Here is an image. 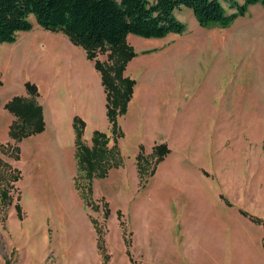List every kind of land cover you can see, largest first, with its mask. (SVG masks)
Here are the masks:
<instances>
[{
  "label": "rangeland",
  "instance_id": "obj_1",
  "mask_svg": "<svg viewBox=\"0 0 264 264\" xmlns=\"http://www.w3.org/2000/svg\"><path fill=\"white\" fill-rule=\"evenodd\" d=\"M220 1L227 14L236 12L233 1L244 3ZM176 15L186 25L181 35L128 37L137 56L126 71L137 78L124 75L137 90L127 110L134 99L133 112L122 124L127 113L119 117L124 140L112 137L95 87L99 79L103 85L96 60L108 63V53L89 59L66 33L42 28L34 15L30 31L0 45V160L21 173L13 182L3 170L0 185L13 202L2 207L0 264H104L93 221L105 235L108 264H264V225L252 220L264 222V7L251 5L227 27H202L186 9ZM27 84L37 89L45 130L39 98L55 94L71 108L79 90L90 87L91 118L76 116L93 130L84 142L92 147L95 131L109 135L121 167L90 184L66 119L55 140L12 139L17 119L6 105L29 99ZM155 141L170 149L158 164Z\"/></svg>",
  "mask_w": 264,
  "mask_h": 264
},
{
  "label": "trees",
  "instance_id": "obj_2",
  "mask_svg": "<svg viewBox=\"0 0 264 264\" xmlns=\"http://www.w3.org/2000/svg\"><path fill=\"white\" fill-rule=\"evenodd\" d=\"M258 3L264 7V0H244L243 4L233 1L232 8L236 12L227 14L220 0H0V45L15 42L18 32L30 31L33 25L29 17L34 15L42 28L66 33L74 44L87 51L89 59L94 60L99 54L108 53L109 62L96 60V67L101 72L107 94V117L111 124L112 137L118 140L125 137L119 125V117L127 113L135 87V81L124 75L128 63L137 56L128 44L130 35L163 39L170 34H183L186 25L176 15L183 8L191 11L202 27H227L235 19L245 15L251 5ZM27 91L29 99L15 98L6 105V109L17 119L10 128V136L16 142L45 131L43 108L36 102L37 89L27 84ZM73 127L79 170L85 174V179L90 184L95 178H106L111 169L121 167L123 160L120 158L118 143L115 142L109 148V135L95 131L93 146L89 147L83 139L86 123L75 117ZM12 149L13 152L20 151L17 146ZM143 152L144 148L141 146L137 157L141 177L146 170ZM169 153L170 149L166 144L155 146V164L164 161ZM1 161L0 184L5 177V167L9 169L12 181L18 182L21 173ZM10 187L13 188L14 185L10 184ZM88 192L92 193L91 185ZM12 202L9 189H2L0 185V218L4 217L2 207ZM105 205V217L108 218L111 210L108 203ZM15 209L17 217L22 220L21 205L17 203ZM117 214L120 219L121 211ZM252 220L264 225L261 219ZM93 223L98 234V248L103 254L104 264H108L105 235L97 223Z\"/></svg>",
  "mask_w": 264,
  "mask_h": 264
},
{
  "label": "crops",
  "instance_id": "obj_3",
  "mask_svg": "<svg viewBox=\"0 0 264 264\" xmlns=\"http://www.w3.org/2000/svg\"><path fill=\"white\" fill-rule=\"evenodd\" d=\"M187 11L190 12L189 10H187ZM178 18H179V20H181L180 17H178ZM19 33L20 32H18V35H21V33L20 34ZM144 53H146L145 50L138 51V55H142ZM222 72L225 73L226 69L222 68ZM131 73H133V72L131 71ZM131 73L129 71H126V76L132 77L134 79L137 78L136 75L133 76V74H131ZM99 82H100V79L97 81V84L95 85V87H96V92L99 91V97L101 100V116L104 117L105 123L108 124L107 118H106L107 115H105V112L107 111L105 108V103L107 104V95L105 92V88L103 87V85L101 86ZM88 88H89V90H88ZM88 88H87V90H79V93L75 96V98L73 100V104H72L71 108L68 107L64 103V101H59V99H57L55 94H52V97H48L46 101L41 100L39 98L40 103L43 104V106H44V114H45V120H46V130L42 134H40L39 137L50 135L49 137H52L55 140V133L61 132L63 125L65 123V119H66L67 124L70 128V131L72 133V137L74 139L75 134H74V129L72 127L73 126L72 123H73L74 118L76 116H79L81 118H84L86 121H88V118H91V113H89V112L93 108L92 93H91V88L90 87H88ZM136 90H137V86L135 87V92H136ZM21 92H23V90H21ZM162 95H164V94H162ZM159 98H160V100H164V97L161 95H159ZM133 103H134V99L130 104L129 112L120 119V124H122V120L124 118L129 117L131 115V113L133 112V110H134L133 109ZM10 119H11V122H10V124H11L12 121L15 120V117L10 116ZM108 125H110V123ZM89 131H90L89 125L87 124L86 130H85V137ZM92 131L93 130H91L90 132H92ZM94 131H95V129H94ZM125 137H126V133H125ZM124 138H123V140H124ZM162 141H164V140L162 139ZM162 141H160V142H162ZM138 144H139V146L144 145V141L143 140L139 141ZM154 146H156V141L154 142ZM210 148H212V149L218 148V145L211 144Z\"/></svg>",
  "mask_w": 264,
  "mask_h": 264
}]
</instances>
